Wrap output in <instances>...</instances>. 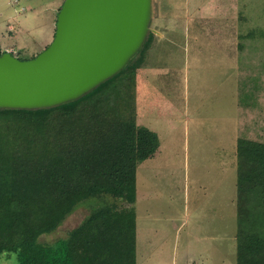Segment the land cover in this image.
<instances>
[{"label": "rangeland", "instance_id": "374dc122", "mask_svg": "<svg viewBox=\"0 0 264 264\" xmlns=\"http://www.w3.org/2000/svg\"><path fill=\"white\" fill-rule=\"evenodd\" d=\"M63 1L0 0V51L42 52ZM151 26L131 70L137 123L161 141L137 170V264H236L237 142H264V0H155ZM90 206L40 240L65 237Z\"/></svg>", "mask_w": 264, "mask_h": 264}, {"label": "trees", "instance_id": "16d2710c", "mask_svg": "<svg viewBox=\"0 0 264 264\" xmlns=\"http://www.w3.org/2000/svg\"><path fill=\"white\" fill-rule=\"evenodd\" d=\"M136 74L75 108L0 112V255L17 264H137V170L160 140L137 123ZM237 159L236 264H264V142L240 138ZM84 204L89 213L65 237L40 240Z\"/></svg>", "mask_w": 264, "mask_h": 264}, {"label": "water", "instance_id": "95a60500", "mask_svg": "<svg viewBox=\"0 0 264 264\" xmlns=\"http://www.w3.org/2000/svg\"><path fill=\"white\" fill-rule=\"evenodd\" d=\"M154 1L64 0L42 52L28 60L0 55V112L75 108L141 68L157 34Z\"/></svg>", "mask_w": 264, "mask_h": 264}, {"label": "crops", "instance_id": "0c3cea01", "mask_svg": "<svg viewBox=\"0 0 264 264\" xmlns=\"http://www.w3.org/2000/svg\"><path fill=\"white\" fill-rule=\"evenodd\" d=\"M137 120H138V116H137ZM140 125H142V124H140ZM158 137H159V135H158ZM159 140H160V138H159ZM161 142V141H160ZM161 144V143H160ZM160 147V146H159ZM159 150V148L157 149V151ZM237 180V179H236ZM147 196H145V198H146ZM143 199V201H145L146 199ZM138 200V199H137ZM183 222V221H182ZM173 227L175 228L174 230H176V229H181V227H182V223L181 224H174L173 225ZM190 263V261L187 263V264H189Z\"/></svg>", "mask_w": 264, "mask_h": 264}]
</instances>
